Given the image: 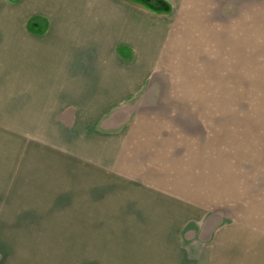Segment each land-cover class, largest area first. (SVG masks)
I'll return each instance as SVG.
<instances>
[{"label": "crops", "instance_id": "crops-1", "mask_svg": "<svg viewBox=\"0 0 264 264\" xmlns=\"http://www.w3.org/2000/svg\"><path fill=\"white\" fill-rule=\"evenodd\" d=\"M164 1L168 12L139 0H0V37L16 19L19 59L43 86L92 82L61 91L74 111L63 117L104 141L114 174L178 211L190 264H264V98L219 100L209 74L256 61L264 84V0ZM186 45L209 46L198 49L209 79L173 89L156 76Z\"/></svg>", "mask_w": 264, "mask_h": 264}, {"label": "rangeland", "instance_id": "rangeland-1", "mask_svg": "<svg viewBox=\"0 0 264 264\" xmlns=\"http://www.w3.org/2000/svg\"><path fill=\"white\" fill-rule=\"evenodd\" d=\"M10 22L9 38L0 37L2 263L190 264L180 247L178 211L153 196V190L130 187L111 171L113 157L104 141L97 134L92 138L87 125L66 120L74 111L65 110L67 94L61 91L82 88L84 78L76 86L68 81L76 77L58 75L43 86L33 76V61L19 59L20 38L12 29L18 23ZM205 47H176L171 55L179 59L164 68L170 75L156 79L173 89L181 83L204 87L208 62L198 49ZM223 67L219 62L218 71L209 72L219 100L238 106L249 100L252 106L264 98L258 62H228L227 78L221 76ZM64 111L69 112L63 117ZM256 112L251 109L249 116Z\"/></svg>", "mask_w": 264, "mask_h": 264}, {"label": "trees", "instance_id": "trees-1", "mask_svg": "<svg viewBox=\"0 0 264 264\" xmlns=\"http://www.w3.org/2000/svg\"><path fill=\"white\" fill-rule=\"evenodd\" d=\"M143 2L146 6H148L150 9L154 11H163L168 12L170 11V6L164 1V0H139ZM37 19L32 20V24L34 22H37Z\"/></svg>", "mask_w": 264, "mask_h": 264}]
</instances>
